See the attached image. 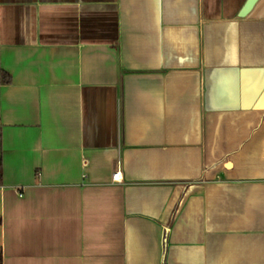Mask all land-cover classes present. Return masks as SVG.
<instances>
[{
	"label": "crops",
	"instance_id": "obj_1",
	"mask_svg": "<svg viewBox=\"0 0 264 264\" xmlns=\"http://www.w3.org/2000/svg\"><path fill=\"white\" fill-rule=\"evenodd\" d=\"M246 2L0 0L2 264H264Z\"/></svg>",
	"mask_w": 264,
	"mask_h": 264
},
{
	"label": "trees",
	"instance_id": "obj_2",
	"mask_svg": "<svg viewBox=\"0 0 264 264\" xmlns=\"http://www.w3.org/2000/svg\"><path fill=\"white\" fill-rule=\"evenodd\" d=\"M0 83L1 84H9L10 83V77L8 74H6L3 71H0ZM2 182V169H1V164H0V185ZM0 264H2V253L0 250Z\"/></svg>",
	"mask_w": 264,
	"mask_h": 264
},
{
	"label": "water",
	"instance_id": "obj_3",
	"mask_svg": "<svg viewBox=\"0 0 264 264\" xmlns=\"http://www.w3.org/2000/svg\"><path fill=\"white\" fill-rule=\"evenodd\" d=\"M257 0H247L246 4L244 5L242 11H241V16H244L255 4Z\"/></svg>",
	"mask_w": 264,
	"mask_h": 264
},
{
	"label": "built area",
	"instance_id": "obj_4",
	"mask_svg": "<svg viewBox=\"0 0 264 264\" xmlns=\"http://www.w3.org/2000/svg\"><path fill=\"white\" fill-rule=\"evenodd\" d=\"M112 181L113 182H119L120 181V177H119V172H115L113 175H112Z\"/></svg>",
	"mask_w": 264,
	"mask_h": 264
}]
</instances>
